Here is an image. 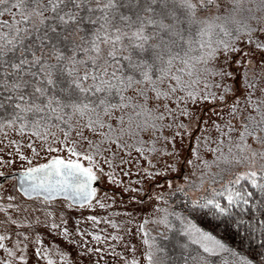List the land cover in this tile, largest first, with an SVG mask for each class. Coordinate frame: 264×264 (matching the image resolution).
<instances>
[{"label": "snow or ice", "instance_id": "snow-or-ice-1", "mask_svg": "<svg viewBox=\"0 0 264 264\" xmlns=\"http://www.w3.org/2000/svg\"><path fill=\"white\" fill-rule=\"evenodd\" d=\"M0 213V264H264V0H0Z\"/></svg>", "mask_w": 264, "mask_h": 264}, {"label": "rangeland", "instance_id": "rangeland-1", "mask_svg": "<svg viewBox=\"0 0 264 264\" xmlns=\"http://www.w3.org/2000/svg\"><path fill=\"white\" fill-rule=\"evenodd\" d=\"M124 179L127 180L128 178L124 177ZM100 185H101V192H104L103 191L104 189H106V191H108L109 189H111L113 187L109 182H107V180L101 181ZM122 195H124V194H122ZM124 207L125 206L123 205V203L120 200V198L117 197V203L113 204L111 208H109V209H100L99 207H97L95 209H87V210H85L84 215L92 214V215L107 216L109 219H120V217L111 216L110 213L113 212V211L122 210ZM3 218H4V214L0 213V220H2ZM74 220H75V214L73 215V221ZM82 224H83L84 227H88V226H90L92 224V222L91 221H87V222L82 221ZM99 227L101 229L108 228L109 232L113 231L112 228H110L109 226H107L103 222L100 223Z\"/></svg>", "mask_w": 264, "mask_h": 264}, {"label": "trees", "instance_id": "trees-1", "mask_svg": "<svg viewBox=\"0 0 264 264\" xmlns=\"http://www.w3.org/2000/svg\"><path fill=\"white\" fill-rule=\"evenodd\" d=\"M135 154V153H134ZM98 183H101V182H98ZM103 191H106V189H104ZM116 191H119V189H116Z\"/></svg>", "mask_w": 264, "mask_h": 264}]
</instances>
